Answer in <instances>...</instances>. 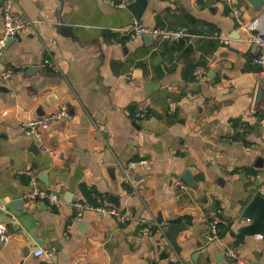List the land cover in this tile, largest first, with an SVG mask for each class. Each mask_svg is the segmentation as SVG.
I'll return each mask as SVG.
<instances>
[{
	"label": "crops",
	"instance_id": "crops-1",
	"mask_svg": "<svg viewBox=\"0 0 264 264\" xmlns=\"http://www.w3.org/2000/svg\"><path fill=\"white\" fill-rule=\"evenodd\" d=\"M12 13L25 25L0 55V69L14 68L0 77V264H236L227 246L264 264V236L238 230L249 222L241 208L264 190V79L245 40L248 30L264 34V0H144L138 19L103 0H14ZM56 20L75 34L59 33ZM132 20L186 34H122ZM59 104L70 115L44 131L45 151L17 123ZM25 165L58 206L19 200ZM75 199L131 218L118 224L92 208L75 216ZM140 217L165 224L142 235ZM210 218L221 232L205 241ZM174 222L182 227L171 240L164 228ZM37 246L52 254L33 256Z\"/></svg>",
	"mask_w": 264,
	"mask_h": 264
},
{
	"label": "built area",
	"instance_id": "built-area-1",
	"mask_svg": "<svg viewBox=\"0 0 264 264\" xmlns=\"http://www.w3.org/2000/svg\"><path fill=\"white\" fill-rule=\"evenodd\" d=\"M104 2L116 6L124 7L129 0H103ZM227 4L231 3V0H220ZM14 0H0L1 9V25H0V55L6 45V40L10 37L18 34L25 23L20 21L12 13ZM231 7V6H230ZM239 13L238 8L231 7L229 14L231 16H236ZM122 34L127 36L142 35L147 34L150 38L155 39H165V40H177L183 37L186 32L179 28L170 27H159V26H146L136 20H132L129 24L122 26L120 29ZM221 43H227L229 37L227 35L220 34L219 32L213 31L211 33ZM245 40L252 44L255 48V55L253 57V62L257 65L258 75L264 79V34L255 30H248L245 34ZM42 64L50 68H54V64L50 62L48 57L42 59ZM14 71L12 67H3L0 69V77L2 79L8 78ZM202 72L201 67L196 66L193 70L195 75ZM126 77L132 75V70H128L125 73ZM146 114L145 106H137L133 110V115L136 118H142ZM70 115L68 107L66 104H59L55 109L50 112L43 113L34 117H24L18 120V128L20 131L30 137H33L42 150H48L47 145L43 142V133L49 127V125L60 122L68 118ZM143 162L144 160H140ZM22 173L26 177L29 189L22 194V198L25 203H29L35 200H44L50 206H58L61 199L55 190L48 189L39 183L36 174L31 170L28 165H25L22 169ZM175 187L180 190L186 188L185 182L181 178H176L174 180ZM73 213L75 216H80L82 211L86 208H92L97 211L107 212L111 214L118 224L128 221L131 216L126 210H119L114 207L104 206L101 203L92 205L86 201L75 199L72 202ZM0 210L5 211V208L0 205ZM207 230L204 233L205 241H211L218 238V226L217 220L215 218L205 219ZM138 233L142 235H150L154 231L161 228L165 222L161 219L149 217L138 218ZM70 224L67 225V228ZM53 249L50 247L37 246L31 250L33 256H43L49 257L52 254ZM224 255L226 258L233 260L236 264H255L248 262L238 256L236 250L230 246H227L224 250Z\"/></svg>",
	"mask_w": 264,
	"mask_h": 264
},
{
	"label": "water",
	"instance_id": "water-1",
	"mask_svg": "<svg viewBox=\"0 0 264 264\" xmlns=\"http://www.w3.org/2000/svg\"><path fill=\"white\" fill-rule=\"evenodd\" d=\"M135 19H138L143 8L144 0H133L125 4ZM55 28L59 33L62 34H75L77 27L71 24L61 22V20L55 21ZM144 39H150V36L147 34H142ZM11 38V37H10ZM9 39V38H8ZM7 42V40H6ZM157 58V55L154 56ZM187 180V179H185ZM21 202L23 198L19 199ZM239 215L242 218L249 220L247 224H243L239 227V231L244 234H260L264 236V190L257 189L251 193L248 201L243 205ZM181 223H171L167 224L164 228L166 232L169 233L170 239H173V235L179 228H181Z\"/></svg>",
	"mask_w": 264,
	"mask_h": 264
},
{
	"label": "trees",
	"instance_id": "trees-1",
	"mask_svg": "<svg viewBox=\"0 0 264 264\" xmlns=\"http://www.w3.org/2000/svg\"><path fill=\"white\" fill-rule=\"evenodd\" d=\"M82 190H84V188H82ZM217 226H218V235H219L220 232H221V229H220V226H219L218 222H217Z\"/></svg>",
	"mask_w": 264,
	"mask_h": 264
}]
</instances>
